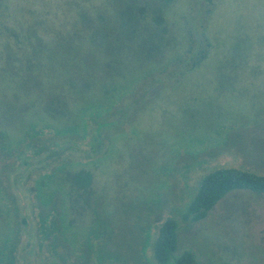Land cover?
<instances>
[{
  "label": "rangeland",
  "instance_id": "rangeland-1",
  "mask_svg": "<svg viewBox=\"0 0 264 264\" xmlns=\"http://www.w3.org/2000/svg\"><path fill=\"white\" fill-rule=\"evenodd\" d=\"M222 167L264 175V0H0V264H158L170 218L264 264V194L184 218Z\"/></svg>",
  "mask_w": 264,
  "mask_h": 264
},
{
  "label": "trees",
  "instance_id": "trees-1",
  "mask_svg": "<svg viewBox=\"0 0 264 264\" xmlns=\"http://www.w3.org/2000/svg\"><path fill=\"white\" fill-rule=\"evenodd\" d=\"M131 7L136 9L134 5ZM162 9H159L161 14L158 15L160 24L164 19V9ZM137 10L138 14H147L144 8H138ZM91 184L92 175L89 172L74 173L72 181L69 183L75 189H86ZM238 190L264 194V175L236 167H222L209 172L203 177L195 195L188 203L184 215L185 220H204L227 194ZM178 228L177 221L171 218L159 227L153 245L154 258L158 264H197L196 255L193 251L187 250L176 255L178 250Z\"/></svg>",
  "mask_w": 264,
  "mask_h": 264
}]
</instances>
